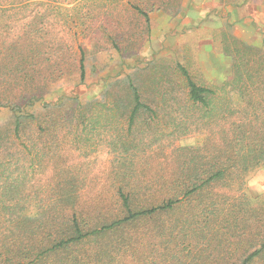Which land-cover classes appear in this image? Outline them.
<instances>
[{"label":"trees","instance_id":"obj_1","mask_svg":"<svg viewBox=\"0 0 264 264\" xmlns=\"http://www.w3.org/2000/svg\"><path fill=\"white\" fill-rule=\"evenodd\" d=\"M133 8L144 16L146 23L149 21L147 12L138 5ZM257 64L253 66L241 56L234 60L230 85L240 97L238 104L226 97L224 86L220 87L222 95L216 96L214 87L198 84L182 65H178V70L184 84V99L181 104L171 105V110L169 101H163L159 109L146 104L139 88L129 80L126 94L113 96L106 103L62 95L51 104L62 113L52 111L50 119L44 121L45 127L37 125V116L32 112L7 103L13 117V136H2L6 144H13L10 142L14 137L21 138V133L30 130L35 120L40 131H56L62 114L68 133L87 120L101 139L99 128L109 132L126 113L128 132L146 115L141 133L161 143L158 149L164 148L161 153L139 150L137 141L122 139L114 131L105 147L114 154L113 171L121 180L106 181L95 196L85 198L82 192L86 186L77 180L79 163L55 166L49 181L44 158L47 156L49 163L54 150L49 147L45 151L48 131L39 137L42 141H34L30 136L23 138L22 156L12 163L14 155L10 154L11 160L0 162V264H113L109 255L112 246L117 252H125L135 245L131 236L113 241L114 245L111 241L101 245L93 252V259L65 255L53 261L49 256L68 251L90 236L112 239L113 235L144 222L154 228V232L145 233L154 237L153 248L145 258L147 264H220L218 257H229L225 264H252L262 257L264 197L246 205L238 196H229L222 189L228 186L243 197L241 181L264 166V67ZM83 78L81 69L80 80ZM129 106L128 111L124 110ZM174 112L178 119L170 117ZM155 120L162 129L155 130L153 125L149 134L144 128H151ZM191 134L199 136L195 145L181 147L172 142L169 149L162 145L167 138ZM130 148L135 151H129ZM155 157L161 161L171 158L175 167L151 181L154 172L148 165ZM30 175L38 179L29 181ZM41 190L49 195L47 200L34 195ZM246 218L254 221L256 231L252 232L259 239L250 243V251L242 250V258L237 253L245 242L240 237L244 232L240 224ZM234 256L236 259L231 261Z\"/></svg>","mask_w":264,"mask_h":264},{"label":"rangeland","instance_id":"obj_2","mask_svg":"<svg viewBox=\"0 0 264 264\" xmlns=\"http://www.w3.org/2000/svg\"><path fill=\"white\" fill-rule=\"evenodd\" d=\"M186 1L178 0L177 8L183 4V9L179 8V14L175 15L178 12L173 8L176 0H0V162L11 160L10 154H13L14 163L24 153L20 145L23 138L30 136L34 141H42L39 137L48 131L45 151L49 147L54 150L49 163L48 157L44 158L49 169V181L55 166L79 163L77 180L86 186L82 192L84 197L91 198L104 182L121 180L113 171L116 165L114 154L105 147L114 131L116 135H122V139L137 141V148L142 151L161 153L164 147L158 149L161 143L153 142L141 133L146 115L140 117L128 132L125 113L109 132L104 133V128H99L103 135L101 139L96 135L97 129H92L87 120L81 122L77 130L71 129L68 133L64 129L65 118L64 121L61 118L64 114L58 118L56 131L46 128L40 131L37 125L45 127L44 121L50 119L48 115L52 111L62 113L61 109H56L57 106H51L62 95L78 96L83 101L95 98L96 104L106 103L113 96L125 95L129 80L139 88L146 104L159 109L163 101H169L168 109L171 110L174 109L171 105L181 104L184 99V84L178 70V65H182L198 84L214 87L216 96L222 95L224 86L226 97L238 104L240 97L230 85L234 60L241 56L253 66L262 63L264 67V30L252 23L250 27H243L240 23L244 22L241 21L239 28L235 29L237 36L233 37V25L230 27L228 20L218 19L220 12L225 13L230 7L240 5L241 0H190L189 6L193 1L200 2L195 10L186 7ZM134 5L147 12V23L144 16L133 8ZM156 6L166 8L157 10ZM215 24L216 28L213 27ZM211 36L213 52L220 56L207 58L202 65V60L197 58L199 46ZM207 56L211 57V54L206 53ZM81 69L84 71L82 81ZM64 102L69 103L67 100ZM7 103L32 112L38 120L37 125L35 120L30 130L21 133V138L14 137L10 142L13 144H6V139H2L4 135L13 136V117L5 106ZM171 116L179 117L175 112ZM156 121L150 124L151 128H144L149 134L153 125L155 130L162 129ZM198 139L199 136L193 134L172 137L164 140L162 145L167 149L172 142L181 147L192 146ZM129 151L134 152L135 149L130 148ZM148 166L154 172L151 181H156L162 173L169 174L175 162L171 158L161 161L155 157ZM36 175L40 176L39 173ZM36 175H30L29 181H36ZM241 183L243 197L228 186L222 189L229 196H238L237 199L246 205L257 203L264 197V166L248 173ZM34 195L46 200L49 197L42 190L34 192ZM33 209L29 208L28 212ZM151 225L139 223L113 235L112 239L90 236L69 247L68 251L62 250L49 258L55 261L65 255H73L80 259H93V252L101 245L131 236L135 245L125 252H117L112 246L113 251L109 255L113 264H147L149 262L145 258L153 248L154 237L145 233L154 232ZM240 227L244 229L240 237L245 242L237 254L243 258L242 250L250 251V243H256L259 236L252 232L256 230L250 218L242 221ZM217 259L220 264H225L229 257ZM235 259L234 256L231 261ZM252 264H264V254Z\"/></svg>","mask_w":264,"mask_h":264},{"label":"crops","instance_id":"obj_3","mask_svg":"<svg viewBox=\"0 0 264 264\" xmlns=\"http://www.w3.org/2000/svg\"><path fill=\"white\" fill-rule=\"evenodd\" d=\"M177 2H178V0H176V5L173 6V8L177 9V11H178L175 13V15L179 14V10H180L179 8H182V6H183V4H179L178 8H177ZM190 3H191L190 0L186 1L185 4H187V5H185V6L189 7V8L192 7L193 10H195V7H196V9H198L199 4H200V2L198 4V3L193 1L191 4L192 6H189ZM156 7H157L156 8L157 10L166 8V7H160V6H156ZM226 11L227 12H225V13L220 12V16L218 19L228 20V22H229L228 26H230V27H231V25H233V27H234L233 37L235 35L237 36V31H235V29H236V27L239 26V23L241 21H243L245 23V24L240 23V25H242L243 27L244 26L250 27L249 25H250V23H252L255 26L259 25L264 30V1L263 0H241L240 5L230 7ZM194 25H197V23L196 24L194 23ZM213 27L216 28L217 27L216 24L213 25ZM212 37L213 36H211L210 38L204 39V42L202 43V45L199 46V52H198L197 58L202 60V62H200V64H202V65L206 61L207 58H209L208 60H210V59H214L215 57L220 56V54L216 55L213 52V45L210 42L212 40ZM206 53L211 54V57H209V56L205 57ZM205 66H207V65H205Z\"/></svg>","mask_w":264,"mask_h":264}]
</instances>
